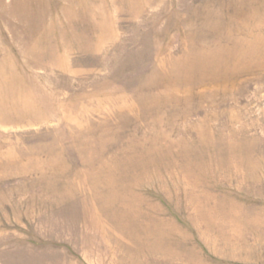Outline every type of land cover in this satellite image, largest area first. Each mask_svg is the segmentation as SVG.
I'll use <instances>...</instances> for the list:
<instances>
[{"label":"rangeland","instance_id":"obj_1","mask_svg":"<svg viewBox=\"0 0 264 264\" xmlns=\"http://www.w3.org/2000/svg\"><path fill=\"white\" fill-rule=\"evenodd\" d=\"M0 264H264V0H0Z\"/></svg>","mask_w":264,"mask_h":264}]
</instances>
